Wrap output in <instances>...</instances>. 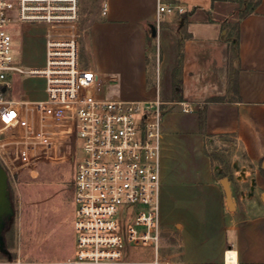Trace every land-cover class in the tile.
Returning a JSON list of instances; mask_svg holds the SVG:
<instances>
[{"label": "crops", "instance_id": "obj_1", "mask_svg": "<svg viewBox=\"0 0 264 264\" xmlns=\"http://www.w3.org/2000/svg\"><path fill=\"white\" fill-rule=\"evenodd\" d=\"M167 1L186 13L158 23L157 0H79V49L84 43L92 61L87 69L112 96L164 102L161 241L157 251L144 247L147 257L132 262L149 263L157 254L164 262L226 264V253L234 251L236 264H264V0L238 19V55L230 50L228 20L219 19L228 18L217 10L220 0ZM15 39L22 65L42 68L45 60L41 67L25 62L23 45L39 39L45 47L43 30L23 27ZM22 77H14L9 94L31 78ZM40 79L37 101L46 98ZM219 137L232 138L242 153L231 174L205 152V139Z\"/></svg>", "mask_w": 264, "mask_h": 264}, {"label": "built area", "instance_id": "obj_2", "mask_svg": "<svg viewBox=\"0 0 264 264\" xmlns=\"http://www.w3.org/2000/svg\"><path fill=\"white\" fill-rule=\"evenodd\" d=\"M175 13L186 8L157 0L158 23ZM23 27L43 30L42 68L17 58L15 31ZM81 37L79 0H0V165L14 178L71 162L74 206L71 257L0 264H178L129 257L130 246H160L164 102L107 93L79 63ZM16 75L42 78L46 98H8ZM182 111L191 109L182 103Z\"/></svg>", "mask_w": 264, "mask_h": 264}, {"label": "rangeland", "instance_id": "obj_3", "mask_svg": "<svg viewBox=\"0 0 264 264\" xmlns=\"http://www.w3.org/2000/svg\"><path fill=\"white\" fill-rule=\"evenodd\" d=\"M256 1H219L220 8L217 10L228 17L220 16L219 19L228 20L226 28L228 33H232V39L235 37L234 28L239 17ZM39 41L26 40L23 45L24 60L30 66H43L45 47ZM79 63L83 68H88L92 63L90 52L84 43L79 49ZM21 80H24V77ZM41 81L35 77L24 80L22 84L18 83L15 92L8 94L7 97L15 99L21 96L29 100L42 98L44 84ZM205 140L207 141L205 152L215 163L228 166L231 174L232 161L241 162L243 159L242 153L233 147V139L219 137ZM72 167L71 162L43 164L31 172H21L20 175L9 178L8 190L12 213L5 222L6 234L2 238L5 251L0 249V263L13 262L17 259L26 263L61 261L74 254ZM226 174L228 173L224 171L221 175ZM142 248L144 247H129L131 261L138 262L147 257Z\"/></svg>", "mask_w": 264, "mask_h": 264}, {"label": "water", "instance_id": "obj_4", "mask_svg": "<svg viewBox=\"0 0 264 264\" xmlns=\"http://www.w3.org/2000/svg\"><path fill=\"white\" fill-rule=\"evenodd\" d=\"M155 34V32H154ZM8 175L5 169L0 165V249L5 251L4 249V241H3V231L5 227L6 219L12 213V205L9 197V185H8ZM222 185L224 187L228 205L231 207L233 205L232 192L229 187L228 179H224L222 181Z\"/></svg>", "mask_w": 264, "mask_h": 264}, {"label": "trees", "instance_id": "obj_5", "mask_svg": "<svg viewBox=\"0 0 264 264\" xmlns=\"http://www.w3.org/2000/svg\"><path fill=\"white\" fill-rule=\"evenodd\" d=\"M224 1V0H223ZM261 0H257L254 4H252V6L250 7V9L248 11H246L245 13H243V16H247V15H250L252 13L255 12L257 6L259 5ZM239 24L237 22L235 28H234V39H232V33L228 34V37H229V44L231 45L230 46V50H231V53H234L235 55H238V38H239V28H238ZM176 87L178 88V90L175 91V95L177 96V99H181L180 98V92H181V85H180V82H178L176 84ZM216 101V100H215ZM218 101V100H217ZM6 234V229L3 231V236Z\"/></svg>", "mask_w": 264, "mask_h": 264}, {"label": "bare ground", "instance_id": "obj_6", "mask_svg": "<svg viewBox=\"0 0 264 264\" xmlns=\"http://www.w3.org/2000/svg\"><path fill=\"white\" fill-rule=\"evenodd\" d=\"M226 264H236V252L229 251L227 253Z\"/></svg>", "mask_w": 264, "mask_h": 264}]
</instances>
